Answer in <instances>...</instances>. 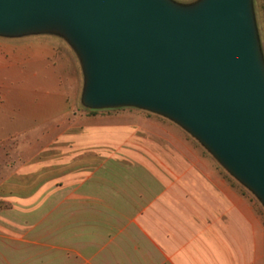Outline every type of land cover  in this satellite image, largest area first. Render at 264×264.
Segmentation results:
<instances>
[{
  "label": "crops",
  "instance_id": "obj_1",
  "mask_svg": "<svg viewBox=\"0 0 264 264\" xmlns=\"http://www.w3.org/2000/svg\"><path fill=\"white\" fill-rule=\"evenodd\" d=\"M22 64H0V72ZM32 93L0 82V145L15 154L46 138L47 126L31 122L30 109L41 106ZM119 114L128 120L88 126L87 145L100 148L104 163L83 181L73 171L76 179L66 184L62 176L54 196L45 184L19 197L14 180H0L8 190L0 201L39 205L33 213L0 212L39 216V264H264L263 216L215 158L170 124L173 132L146 127L158 118H136L127 108ZM31 170L20 164L3 171Z\"/></svg>",
  "mask_w": 264,
  "mask_h": 264
},
{
  "label": "water",
  "instance_id": "obj_2",
  "mask_svg": "<svg viewBox=\"0 0 264 264\" xmlns=\"http://www.w3.org/2000/svg\"><path fill=\"white\" fill-rule=\"evenodd\" d=\"M40 33L78 54L85 107L177 123L264 206V59L252 0H0V36Z\"/></svg>",
  "mask_w": 264,
  "mask_h": 264
},
{
  "label": "rangeland",
  "instance_id": "obj_3",
  "mask_svg": "<svg viewBox=\"0 0 264 264\" xmlns=\"http://www.w3.org/2000/svg\"><path fill=\"white\" fill-rule=\"evenodd\" d=\"M172 1L191 4L197 0ZM252 3L264 59V0H252ZM0 61L2 62L0 64L5 65L11 62L23 63L22 68L2 69L0 82L4 86L23 85L27 89H32L33 103L41 102V106L34 105L30 109L33 117L31 122L34 125L41 121L42 125L47 126L45 140L31 142L32 148L27 150V154H15V150L9 151L6 144L0 145V151L3 149L6 155L0 156V180L7 178L10 181L14 180L18 184L14 190L16 196L34 195L39 191V187L45 184L48 186V195L54 196L59 187L57 184H61L63 180L62 176L65 177L66 184L76 179L70 177L73 171L80 172L76 181L86 179L89 170L104 163V157L95 151L100 148L94 149L87 145L88 126L93 124L99 126L104 122L114 123L121 121L120 119L126 122L128 120L124 117L126 115L119 114L126 108L138 114L135 115L136 118H142V116L158 118L159 121L146 125L151 130L156 131V128H159L161 131L173 132L174 130L186 134L198 147L205 149L180 125L161 115L134 107L96 110L85 107L81 100L85 84L82 64L74 48L61 35L40 33L19 37L0 36ZM8 71L19 72L13 75ZM21 71L22 74H20ZM169 124L173 130L168 128ZM14 143L9 142L8 145L12 146ZM217 163L219 170L253 200L257 216H263L264 219V206L258 198L229 174L218 161ZM20 164L31 165L32 170L15 173L3 171L6 166L13 167ZM24 183L26 185H23ZM7 191L6 188L1 187L0 195L6 194ZM33 203L24 206L19 203L12 205L0 201V212L12 209L16 212L33 213L39 208L38 204ZM51 206L54 207V205ZM39 221V216H0V264L40 263Z\"/></svg>",
  "mask_w": 264,
  "mask_h": 264
}]
</instances>
